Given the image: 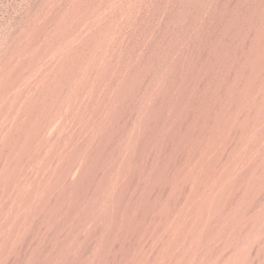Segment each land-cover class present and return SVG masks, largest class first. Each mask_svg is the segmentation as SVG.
<instances>
[{
    "label": "rangeland",
    "instance_id": "1",
    "mask_svg": "<svg viewBox=\"0 0 264 264\" xmlns=\"http://www.w3.org/2000/svg\"><path fill=\"white\" fill-rule=\"evenodd\" d=\"M0 264H264V0H0Z\"/></svg>",
    "mask_w": 264,
    "mask_h": 264
}]
</instances>
